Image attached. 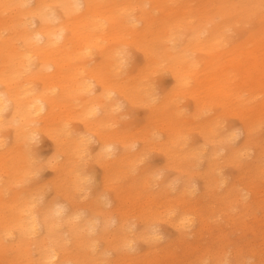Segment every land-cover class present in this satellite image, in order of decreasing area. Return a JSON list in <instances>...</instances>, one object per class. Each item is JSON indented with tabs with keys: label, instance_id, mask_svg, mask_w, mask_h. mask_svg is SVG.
Wrapping results in <instances>:
<instances>
[{
	"label": "bare ground",
	"instance_id": "1",
	"mask_svg": "<svg viewBox=\"0 0 264 264\" xmlns=\"http://www.w3.org/2000/svg\"><path fill=\"white\" fill-rule=\"evenodd\" d=\"M171 1L0 0V264H154L163 236L154 223L172 228L170 247L188 242L193 227L208 221L192 199L184 200L200 188L193 176L202 178L203 193L220 188L214 203H241L234 218L248 213L253 184L264 179V139L255 136L264 121V27L237 44L231 111L239 123L225 145L210 152L212 157L229 146L220 158L238 169L235 177H214L222 164L214 157L205 170L195 169L193 157L200 154L184 148L176 122L181 113L169 105L184 88L195 96L197 119L207 98L223 105L231 88L215 83L211 95L205 88L216 79L212 69L220 59L223 20L217 17H264V0H235L232 11L227 0H218L215 12L202 13L195 25H183L187 10L171 11ZM130 46L143 54L144 64L134 62L128 71L135 60ZM195 52L205 58H195ZM164 61L176 84L150 105V121L125 131L109 126L127 103L137 104L146 71ZM196 124L205 135L213 131L212 119ZM43 134L54 147L46 160L34 148ZM94 140L103 192L82 205L84 182L98 179V168L81 174L77 156H86ZM153 142L173 159L175 180L160 182L158 172L139 166ZM43 168L53 177L33 186ZM251 256L257 258L250 264H264V249ZM186 264L246 262L208 251L193 254Z\"/></svg>",
	"mask_w": 264,
	"mask_h": 264
},
{
	"label": "rangeland",
	"instance_id": "2",
	"mask_svg": "<svg viewBox=\"0 0 264 264\" xmlns=\"http://www.w3.org/2000/svg\"><path fill=\"white\" fill-rule=\"evenodd\" d=\"M232 2H235V0H227L228 5L226 8L229 11H232ZM217 3L218 0H172L168 7L171 11L185 8L187 10L185 16L181 14L183 25H187L188 23L195 25L197 19L203 15L202 13H214L215 9H217L216 6H218ZM220 19L223 20L222 41L217 50L220 59L218 66L212 69L216 74V79L214 81L213 79L211 81L209 80L205 84V88L206 91L210 90L209 95L217 88L215 83L219 87L226 85V91H229L230 88L231 90L223 95V105L221 103L218 104L213 99L210 100V98H207L209 102L201 110V114L198 115L199 119L202 120V124L203 121L212 119L211 125L213 131L205 135L196 128V123L199 119L194 115L196 111L195 96L187 88L180 90L174 103L169 105L181 113L176 118V122L177 126L184 133L183 136L186 143H183V146L185 149L193 150L194 152L197 151L200 154L198 158L193 157V160H198V165L195 169L201 171L205 170L208 160L212 157L215 158V162L221 161L222 163L220 155L228 150L229 146L225 147L224 151L217 152L212 157L210 156V152L224 146L225 142H223V139L239 123L238 118L231 111L233 103L232 87H235V65L233 64L235 61L234 55L237 53V44H242V40L246 34L260 32L261 28L264 27V17H260V13L245 17L240 21H236L230 14L217 17V20ZM183 38L184 36L181 37V40ZM128 48L131 54L134 53L135 55V60L130 61L127 65L128 71L134 62L143 66V54L132 46ZM200 53L203 55L202 52ZM200 53L195 52V58L200 59ZM204 58L202 59L204 60ZM222 73L226 74L225 80L221 76ZM125 75H128V79L130 74L125 73ZM175 84L173 74L166 66V61L158 68L146 71L141 83V98L138 99L137 104L132 106L127 103L124 108L119 110L117 123L112 122L113 124L110 123L109 126H115L118 130L125 131L126 129H132L136 123L149 122L150 105L159 104L161 99ZM98 87L96 85V88ZM72 124L77 128L78 132L84 130L83 124L80 121L75 120ZM255 136L260 140L264 139V121L255 130ZM163 137L161 136V138ZM98 144L96 140L92 141V145L88 149L89 153L86 156L82 153L81 157L80 155L77 156V160L82 166L83 172L81 174L86 175L90 173L92 168H98V179H94L90 184L87 181L84 182L85 189L79 197L82 205L89 204L96 193L99 195L103 192L101 183L103 169L96 158ZM34 148L42 160L48 159L54 150L52 140L45 134L40 135L34 141ZM173 162L171 156L168 153L166 154L162 147L153 142L141 154L139 166L146 170H151L152 174L158 172L157 179L163 182L164 180L176 179L177 168L173 165ZM218 167L212 173L214 177L220 174L222 177L231 179L238 174V169L231 164L222 163ZM191 170H193L192 164ZM52 177L53 173L51 170L49 168H43L34 175L31 183L33 186H38L44 184ZM192 178L194 179L193 183L197 182L200 188L193 195L187 194L184 200L192 199L195 202V210L204 214L208 221L202 228L199 225L193 227L195 232L189 236L188 242L174 243L170 247L166 245L169 239L174 238V231L164 221L154 223L157 224L156 228H159L163 234L162 239L158 240L159 248H161L158 252L160 255L155 258L154 264H186L189 257L193 254L208 251L226 254L229 258L233 256L239 261L243 260L246 264H250L257 258L251 256V253L258 249H264V179H258L253 184L254 191L253 197L249 198L251 201L249 211L245 216L238 219L234 218L233 215L242 207L241 203L233 208L228 206L230 201L226 202V199H223L221 202L216 200L214 203L213 196L220 191V188L215 187L211 195L210 193H203L202 178H197L196 176ZM174 203L178 204V202ZM175 209H179V207ZM138 250L143 251L144 247L140 246Z\"/></svg>",
	"mask_w": 264,
	"mask_h": 264
}]
</instances>
